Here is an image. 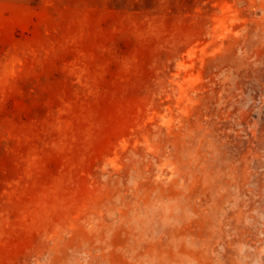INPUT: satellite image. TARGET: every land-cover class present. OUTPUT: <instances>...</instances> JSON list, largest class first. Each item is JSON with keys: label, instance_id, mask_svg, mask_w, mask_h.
Wrapping results in <instances>:
<instances>
[{"label": "rangeland", "instance_id": "374dc122", "mask_svg": "<svg viewBox=\"0 0 264 264\" xmlns=\"http://www.w3.org/2000/svg\"><path fill=\"white\" fill-rule=\"evenodd\" d=\"M0 264H264V0H0Z\"/></svg>", "mask_w": 264, "mask_h": 264}]
</instances>
